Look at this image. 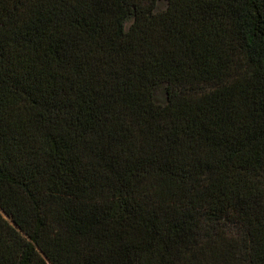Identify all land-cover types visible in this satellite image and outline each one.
I'll return each instance as SVG.
<instances>
[{"label":"trees","instance_id":"trees-1","mask_svg":"<svg viewBox=\"0 0 264 264\" xmlns=\"http://www.w3.org/2000/svg\"><path fill=\"white\" fill-rule=\"evenodd\" d=\"M0 264H264V0H0Z\"/></svg>","mask_w":264,"mask_h":264},{"label":"rangeland","instance_id":"rangeland-1","mask_svg":"<svg viewBox=\"0 0 264 264\" xmlns=\"http://www.w3.org/2000/svg\"><path fill=\"white\" fill-rule=\"evenodd\" d=\"M156 98L159 99V100H162L163 99V96L161 95L160 90H157Z\"/></svg>","mask_w":264,"mask_h":264}]
</instances>
